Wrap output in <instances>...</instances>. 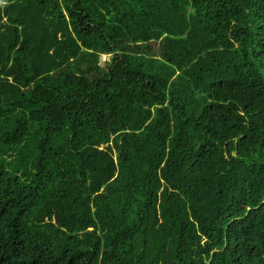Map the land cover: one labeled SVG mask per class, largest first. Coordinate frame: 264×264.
I'll list each match as a JSON object with an SVG mask.
<instances>
[{"label": "trees", "instance_id": "trees-1", "mask_svg": "<svg viewBox=\"0 0 264 264\" xmlns=\"http://www.w3.org/2000/svg\"><path fill=\"white\" fill-rule=\"evenodd\" d=\"M0 264H264V0H0Z\"/></svg>", "mask_w": 264, "mask_h": 264}, {"label": "built area", "instance_id": "built-area-1", "mask_svg": "<svg viewBox=\"0 0 264 264\" xmlns=\"http://www.w3.org/2000/svg\"><path fill=\"white\" fill-rule=\"evenodd\" d=\"M101 60H103V61H104V60H106V59H105V57H104V56H102V57H101Z\"/></svg>", "mask_w": 264, "mask_h": 264}, {"label": "rangeland", "instance_id": "rangeland-1", "mask_svg": "<svg viewBox=\"0 0 264 264\" xmlns=\"http://www.w3.org/2000/svg\"><path fill=\"white\" fill-rule=\"evenodd\" d=\"M105 59H107V58L105 57ZM104 61H105V60H104ZM102 63H103V60L100 59V64H102Z\"/></svg>", "mask_w": 264, "mask_h": 264}]
</instances>
